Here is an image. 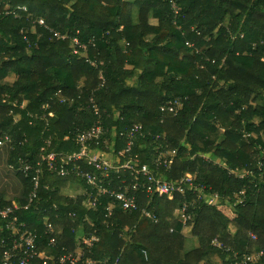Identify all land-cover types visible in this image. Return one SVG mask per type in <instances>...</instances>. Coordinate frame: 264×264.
Returning <instances> with one entry per match:
<instances>
[{
    "label": "trees",
    "instance_id": "obj_1",
    "mask_svg": "<svg viewBox=\"0 0 264 264\" xmlns=\"http://www.w3.org/2000/svg\"><path fill=\"white\" fill-rule=\"evenodd\" d=\"M126 3L0 0V207L28 203L37 162L51 151L77 152L74 131L100 122L117 153L139 122L148 135L131 150L139 154L137 166L147 164L155 178L177 183L194 156L195 182L218 194L212 205L194 203L197 193L186 189L190 219L184 223L180 195L130 191L136 211H123L111 197L91 210L84 180L52 174L43 164L40 207L16 215L38 235L47 223L61 229L57 213L88 216L98 237L93 258L110 256L109 264H264V253L248 260L251 248L254 255L264 250V138L257 135L264 130V0H133L131 23L120 29ZM73 38L91 45L83 50ZM175 100V111L161 110ZM24 164L34 168L25 171ZM110 177L117 190L122 184L114 170ZM193 222L205 244L182 237ZM62 230L57 248L44 241L49 256L78 248L76 232ZM5 235L0 218V241Z\"/></svg>",
    "mask_w": 264,
    "mask_h": 264
},
{
    "label": "built area",
    "instance_id": "obj_2",
    "mask_svg": "<svg viewBox=\"0 0 264 264\" xmlns=\"http://www.w3.org/2000/svg\"><path fill=\"white\" fill-rule=\"evenodd\" d=\"M175 8V4H172ZM30 23L34 22L31 17L27 18ZM38 24H44L43 19L37 20ZM176 23V20L173 21ZM124 25L120 24V29ZM177 28H180L177 25ZM58 37L64 38L61 35ZM76 46L81 47L83 50L91 45V41L87 44H81L77 38H73ZM76 52V51H75ZM264 60V56L262 57ZM92 64H95L92 61ZM178 100L168 101L161 107L162 111H175V106H179ZM47 107H43L46 109ZM41 110V111H42ZM95 113H99V110L95 107ZM41 111L34 112L37 117ZM48 115H52V111L48 112ZM44 117L45 114L43 113ZM105 129L100 122H95L88 129H78L72 133L75 143L79 146V150L74 154L65 156L53 151L45 153L41 157V161L37 162L36 176L33 177L34 186L33 191L29 195V201L23 206H19L16 202H13L12 207L1 208L0 218L6 222V228L10 232V235L6 238V235L0 241V264H109L110 256H106L103 259L93 258L95 253L93 251L94 243L97 240L96 230L94 222L88 218L83 217L81 220L75 212L57 213L55 216L56 221L59 222L60 230H58L52 223L45 225L43 234H37L30 230L26 221L20 220L16 212L21 210H28L30 205H35L36 208L40 207L39 202H35L37 198L36 188L38 185L39 175L41 173V165H45L46 170L52 174L59 176H74L87 183L88 191L84 193V196H88L89 207L91 210H96L100 203L101 197H111L113 201L120 203L123 211L132 212L138 209L136 203V197L130 194V191L145 192L147 195H157L159 197L167 196L173 199L174 194H178L181 197V212L184 217V223L190 219V214H186L189 203L185 200L186 189L192 190L193 193H197V198L194 203H205L206 205H212L214 199L218 196L217 193L212 192L211 187H206L195 182V177L188 174H182L178 178L177 183L157 179L154 177V173H151L147 164L137 166L139 163V154L131 152L132 148L137 143L138 137H145L148 135L147 131L142 127L139 122H135L127 131V142L124 148L117 153L111 150L108 144V139L104 137ZM157 139V137H154ZM64 139H69V135H65ZM48 141V139H46ZM115 141V139L113 140ZM2 142H0V145ZM100 145V149H96L94 146ZM160 154V152L158 153ZM205 160L211 161L210 157L202 156ZM161 158V157H160ZM194 156L191 157L193 160ZM83 162V163H82ZM171 159L167 160V165H170ZM89 165L93 170L86 169L85 165ZM34 168L29 164H24L23 169L25 171ZM115 171L119 182L122 184L116 190L112 188L113 179L110 177L111 171ZM184 170V168H183ZM95 171H100L101 174H96ZM243 192H240L242 194ZM70 199L77 200V195L69 196ZM55 208L56 205H54ZM114 205L109 203L108 214L110 215ZM45 212V211H44ZM143 217L150 216L146 210L142 211ZM167 221H171L170 217H166ZM154 221L157 218L154 217ZM65 226L71 227L72 232H76V242L78 248L75 250L62 249L61 253L57 255L49 256L43 249L44 241L52 248H57L59 243L57 234L61 235L62 229ZM6 230V229H5ZM251 238L256 240V235L251 234ZM68 237L64 235L62 237V243H67ZM214 244L216 242L214 241ZM250 256L248 260L258 259L263 255L264 250H260L258 254L254 255V251L248 250ZM113 264H118L116 260Z\"/></svg>",
    "mask_w": 264,
    "mask_h": 264
},
{
    "label": "rangeland",
    "instance_id": "obj_3",
    "mask_svg": "<svg viewBox=\"0 0 264 264\" xmlns=\"http://www.w3.org/2000/svg\"><path fill=\"white\" fill-rule=\"evenodd\" d=\"M125 1L127 2V4H126V9H125V13H123V14L121 15L120 19H119V22H120V24H122V25H124L125 22H127V23H131V20H132L130 14H131V9H132V2H133V0H125ZM151 22H155V21H154V20H151ZM139 27H140V29L142 30V32H143L144 35H147V34L149 33V28H148L147 26H145V25H140ZM148 35H150V34H148ZM148 35H147V36H148ZM263 54H264V52H263ZM13 64H14L13 62H11V63L6 62V66H7V67H10V66L13 65ZM137 74H138V72H136V73L133 75V79H135V78L137 77ZM42 108H43V107H42ZM42 108L35 109L34 112H36V111H41ZM257 135H259L260 137L264 138V130H260V132H258ZM112 140H114V139H112ZM112 140H111L110 143H109V145H110L111 148H112ZM169 149H170V146H169ZM111 150H112V149H111ZM211 161H213V159H212ZM160 162H161V158H160V156H159V157L157 158V161L155 162L157 167L159 166ZM196 166H197V165H196V163H195L193 160L188 161V162L185 164V166H184V170H183V171H184V174H188V175H190V176H192V177H195ZM10 192H12V191H10ZM172 196H173L174 199H179L178 194H174V195H172ZM263 199H264V198H263ZM262 206L264 207V201H263V205H262ZM218 208L228 213V211H227V209H228L227 206L224 207V206L219 205ZM228 214L231 215L232 213H228ZM170 231H173V229L170 228ZM252 232H253V231H252ZM253 233H254V232H253ZM181 235H182V237L187 236V237L192 238L193 240L195 239V240H197V241H198L199 243H201V244H205V243H206V238H205V236L202 234L201 229H200V227L198 226V224H197L196 222H193L192 225H190L189 227H187V228L182 232ZM255 235H256V233H255ZM256 237H257V235H256ZM258 244H259V243L256 242V245H258ZM250 250L253 251V248H251Z\"/></svg>",
    "mask_w": 264,
    "mask_h": 264
},
{
    "label": "crops",
    "instance_id": "obj_4",
    "mask_svg": "<svg viewBox=\"0 0 264 264\" xmlns=\"http://www.w3.org/2000/svg\"><path fill=\"white\" fill-rule=\"evenodd\" d=\"M132 7H133V2H132ZM131 11H132V9H131ZM130 16H131V14H130ZM128 24H130V23H127V22L124 23V25H128Z\"/></svg>",
    "mask_w": 264,
    "mask_h": 264
},
{
    "label": "clouds",
    "instance_id": "obj_5",
    "mask_svg": "<svg viewBox=\"0 0 264 264\" xmlns=\"http://www.w3.org/2000/svg\"><path fill=\"white\" fill-rule=\"evenodd\" d=\"M125 26V25H124Z\"/></svg>",
    "mask_w": 264,
    "mask_h": 264
}]
</instances>
